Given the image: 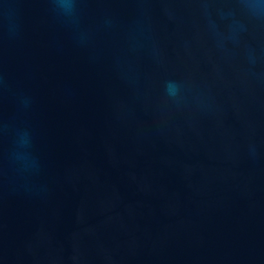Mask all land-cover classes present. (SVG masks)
<instances>
[{
	"label": "water",
	"instance_id": "water-1",
	"mask_svg": "<svg viewBox=\"0 0 264 264\" xmlns=\"http://www.w3.org/2000/svg\"><path fill=\"white\" fill-rule=\"evenodd\" d=\"M0 264H264V0H0Z\"/></svg>",
	"mask_w": 264,
	"mask_h": 264
}]
</instances>
